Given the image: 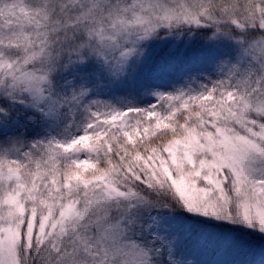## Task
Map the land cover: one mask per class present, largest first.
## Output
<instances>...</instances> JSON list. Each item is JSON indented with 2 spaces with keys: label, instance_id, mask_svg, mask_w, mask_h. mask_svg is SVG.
Instances as JSON below:
<instances>
[{
  "label": "snow or ice",
  "instance_id": "1",
  "mask_svg": "<svg viewBox=\"0 0 264 264\" xmlns=\"http://www.w3.org/2000/svg\"><path fill=\"white\" fill-rule=\"evenodd\" d=\"M0 264H264V0H0Z\"/></svg>",
  "mask_w": 264,
  "mask_h": 264
}]
</instances>
